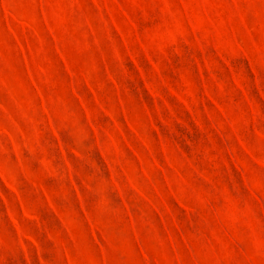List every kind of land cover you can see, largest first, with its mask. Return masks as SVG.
I'll return each mask as SVG.
<instances>
[{
  "label": "rangeland",
  "instance_id": "obj_1",
  "mask_svg": "<svg viewBox=\"0 0 264 264\" xmlns=\"http://www.w3.org/2000/svg\"><path fill=\"white\" fill-rule=\"evenodd\" d=\"M0 264H264V0H0Z\"/></svg>",
  "mask_w": 264,
  "mask_h": 264
}]
</instances>
